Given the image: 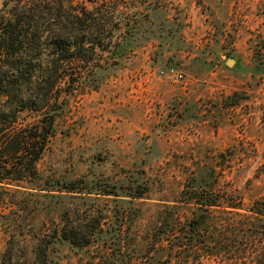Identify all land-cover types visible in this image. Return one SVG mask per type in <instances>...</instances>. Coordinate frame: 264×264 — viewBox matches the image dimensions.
Returning <instances> with one entry per match:
<instances>
[{
	"label": "rangeland",
	"instance_id": "obj_1",
	"mask_svg": "<svg viewBox=\"0 0 264 264\" xmlns=\"http://www.w3.org/2000/svg\"><path fill=\"white\" fill-rule=\"evenodd\" d=\"M96 1L113 20L100 21V34L104 25L106 32L94 42L107 47L102 58L116 64L100 69L98 89L67 96L66 112L36 167L45 177L147 183L142 199L117 204L134 214L131 242L146 256L158 212L173 205L184 186L238 194L242 209L264 196V0ZM17 2L0 0V12ZM119 12L129 18V35L124 22L115 29ZM227 59L233 64L226 66ZM170 69L181 78L164 76ZM6 196H0V262L4 214L12 203L29 200ZM114 206L108 203L107 210ZM29 208L18 219L34 232L42 216ZM14 248L5 264L25 263V250ZM57 251L54 260L62 264H96L100 256L93 245ZM164 256L159 251L157 258L163 262Z\"/></svg>",
	"mask_w": 264,
	"mask_h": 264
},
{
	"label": "trees",
	"instance_id": "obj_2",
	"mask_svg": "<svg viewBox=\"0 0 264 264\" xmlns=\"http://www.w3.org/2000/svg\"><path fill=\"white\" fill-rule=\"evenodd\" d=\"M85 1L93 7L73 6L71 0H18L0 12V196L29 199L12 203L4 214L7 238L0 264L11 258L14 245L25 250L23 264H62L54 258L63 245L77 252L99 247L96 264H264V196L242 209L238 194L186 185L173 205L158 212L144 256L131 242L134 214L117 204L142 199L147 183L45 177L38 171L67 96L98 89L100 69L116 64L102 58L108 48L94 42L106 32L104 25L100 34V21L113 17L96 0ZM117 15L115 29L124 22L129 35V18ZM80 203L95 208H79ZM108 203L114 208L107 210ZM31 204L42 216L34 232L25 231L18 219ZM159 251L165 253L163 262Z\"/></svg>",
	"mask_w": 264,
	"mask_h": 264
},
{
	"label": "built area",
	"instance_id": "obj_3",
	"mask_svg": "<svg viewBox=\"0 0 264 264\" xmlns=\"http://www.w3.org/2000/svg\"><path fill=\"white\" fill-rule=\"evenodd\" d=\"M163 73L161 72V75ZM164 76H167L169 78H173L174 80H178L181 78V74H179L178 72H175L174 70H168L165 74H163Z\"/></svg>",
	"mask_w": 264,
	"mask_h": 264
},
{
	"label": "water",
	"instance_id": "obj_4",
	"mask_svg": "<svg viewBox=\"0 0 264 264\" xmlns=\"http://www.w3.org/2000/svg\"><path fill=\"white\" fill-rule=\"evenodd\" d=\"M225 64H226V66H229L230 64H233V60L232 59H227L225 61Z\"/></svg>",
	"mask_w": 264,
	"mask_h": 264
}]
</instances>
